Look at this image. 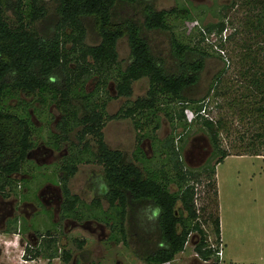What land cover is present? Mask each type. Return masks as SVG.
Returning a JSON list of instances; mask_svg holds the SVG:
<instances>
[{
  "label": "trees",
  "instance_id": "1",
  "mask_svg": "<svg viewBox=\"0 0 264 264\" xmlns=\"http://www.w3.org/2000/svg\"><path fill=\"white\" fill-rule=\"evenodd\" d=\"M49 1L54 4L55 21L44 31L41 25L50 20ZM181 1L177 0L170 11H157L150 0H0V197L18 196L16 188L25 180L15 177L30 168L35 170L36 165L28 166L29 155L37 148L36 137L43 129L37 127L34 117L38 114L42 124H52L55 109L60 114L56 130H49L43 141L56 152H68L58 166L63 220L104 223L112 233L109 241L129 247L145 264L175 261L193 233L200 239L195 251L202 261L218 257L217 250L208 247V236L202 229L196 186L204 176L213 179L216 166L231 156L223 149L221 136L230 137L233 132L225 118L213 120L201 114L206 113L205 104L212 92L215 97L227 94L219 90L221 74L213 80L207 96H188L200 83L210 54L204 47V33L200 32L196 43H187L176 34L173 22L194 19ZM242 5L249 12L244 29L248 41L243 46L250 53V63L243 74L248 82L246 93L230 102L232 108L239 109L236 115L243 128L236 134L242 144L232 148L237 156L260 157L264 156V0H242ZM128 7L141 9V13L127 14ZM88 28L97 33L99 44H86ZM225 29L221 21L207 25L204 31L220 36ZM152 32L170 34L172 67L162 52L154 53L149 40ZM125 38L130 58L123 69L118 44ZM234 38L235 34L229 40ZM260 38L263 44H259ZM96 78V90L90 93L87 85ZM142 79L149 82L145 97L130 102L133 84ZM110 80L116 84V96L108 90ZM120 98L127 100L126 107L109 116V102ZM36 104L39 108L31 110ZM187 110L196 115L191 124L185 117ZM161 114L174 129L199 125L208 134L212 154L205 166L187 167L183 147H176L175 137L159 141ZM118 119H131L138 131L131 162L104 140L106 123ZM145 141H150L153 157L146 153ZM212 160L216 165L211 166ZM84 164L103 167L101 194L109 205L107 211L98 198L87 206L71 194L69 183ZM214 196L218 199L217 190ZM14 222L16 226L18 220ZM213 226L219 242V216ZM16 231L8 228L6 233ZM38 238L39 244L27 247L24 258L49 262L61 258L70 263V252L59 256L58 238L52 231ZM74 243L82 248L85 242Z\"/></svg>",
  "mask_w": 264,
  "mask_h": 264
},
{
  "label": "rangeland",
  "instance_id": "2",
  "mask_svg": "<svg viewBox=\"0 0 264 264\" xmlns=\"http://www.w3.org/2000/svg\"><path fill=\"white\" fill-rule=\"evenodd\" d=\"M153 1L157 11H170L177 6V0ZM182 1L191 10L192 17H194L193 20L185 22L181 20L173 22V26L176 27V34L185 42L196 43L200 32L203 33L209 24H216L221 21L226 24L225 31H227L228 40L223 43L225 54H219L205 42L204 47L210 57L205 61V69L202 72L200 83L188 96L194 99L204 98L209 94L213 80L221 74L222 84L219 85V90L225 91L227 94L215 97L214 92H212L206 101L205 109L208 118L213 120L225 118L231 124L233 134L230 137L225 134L221 136L222 147L231 156L216 166V175L213 179L208 180L204 176L201 183L196 186L198 189L196 207L202 229L208 236V247L217 250L218 257H213L208 262L202 261L195 251V246L200 239L197 233H193L185 251L179 254L175 261L168 264H264V156H237L238 153L232 148L234 145L242 144L236 135L243 131L242 124L236 115L239 109L237 107L232 108L230 102L234 99L238 100L242 94L246 93L248 87V82L245 81L243 74L249 66L248 55L250 53L243 44L244 41H248L244 29L249 12L243 7L242 0ZM46 4L50 13V20L41 25V29L44 31L49 30V26L55 21L53 17L54 4L51 1L46 2ZM126 10L127 14L133 15L138 11L141 13V9L138 8L128 7ZM138 17L141 18L142 15ZM141 21L143 22L142 18ZM234 34L235 38L229 40V37L231 35L234 37ZM209 36L213 42L219 40L217 32ZM149 37L154 53L162 52L165 61L169 63V67H172L170 34L152 32L149 33ZM258 42L263 44L262 38ZM99 43L100 39L97 33L88 28L86 44L94 46ZM253 49L255 50L256 47ZM118 52L121 67L124 69L130 58V47L126 38L120 40ZM97 80L96 78L89 81L88 92L91 93L96 90ZM148 88V79L135 82L133 95L129 101L134 102L145 97ZM108 90L113 96L117 95L116 84L113 80H110ZM22 99L24 98L22 97ZM126 101L125 98L111 100L107 106V114L109 116L118 114L121 108L126 107ZM12 104L17 106L18 102L14 101ZM177 107L179 109V106ZM34 108H39V105L36 104L31 110ZM52 111L56 115V120L59 119V112L55 109ZM189 112L193 111H185L186 120ZM37 115L34 117V122L43 131L39 134V138L36 137L38 149H35V153H31L29 159L31 164L28 165L34 164L36 168L32 172L29 171L31 168L29 169L27 166L29 170L26 173L15 177L19 181L25 180L16 188L18 196H11L7 200L0 197V264H22L19 259L20 246L17 238L23 239V254H25L26 248L31 246L32 242L38 245L40 242L38 236L44 235L47 231H52L58 238L59 256H62L64 251L71 253L73 258L70 263H65L61 258L49 262L43 258L30 261L23 257V264L24 262L29 264H145L137 258L129 247L110 242L112 233L104 223L94 219L79 222L74 219L63 220L61 218L63 196L59 185L58 166L63 155L68 154V152L66 149H63L62 152H56L45 145L43 140L48 137L49 130H56L57 121L45 125V122L42 124V119H38ZM160 118L161 128L157 132L159 141L164 142L171 136L175 137L176 147H183L182 157L187 167L200 169L205 166L212 154L208 134L201 130L199 125L187 130L183 127L174 129L163 114L160 115ZM103 133L107 146L111 150L123 152L127 160L131 162L136 149L138 134L134 122L131 119L108 121ZM72 139L75 141L74 134ZM143 147L148 156L153 157L154 152L150 141H145ZM210 164L211 166L216 165V160H212ZM103 177L101 165H80L78 173L69 183L71 194L78 196L87 206L98 198L102 203L103 210L107 211L109 205L101 194ZM48 187L59 194V201L50 200V205L46 207L40 203L39 197L41 191ZM215 190L218 192V199L214 196ZM4 202L9 204L6 212L1 211V204ZM29 203L32 205L30 206ZM218 216L221 222V239L219 242H217L213 231V221ZM14 219H18L21 224L18 222L16 226L13 225L15 224ZM8 228L17 231L16 233H6ZM74 240L85 243L82 248H79Z\"/></svg>",
  "mask_w": 264,
  "mask_h": 264
},
{
  "label": "built area",
  "instance_id": "3",
  "mask_svg": "<svg viewBox=\"0 0 264 264\" xmlns=\"http://www.w3.org/2000/svg\"><path fill=\"white\" fill-rule=\"evenodd\" d=\"M203 33L205 35V42L207 44H209L213 49H215L219 54L224 55L225 53H224V50H223V43H225L228 40L227 31H224L222 33V35L218 36L219 40L217 42H213L211 36L206 34V32L204 30H203ZM189 113H190L189 116H187L188 114L186 116H187L188 122L191 124L195 120L196 115L193 112H189ZM201 114L205 115L206 113H205V111H203ZM188 117H189V119H188Z\"/></svg>",
  "mask_w": 264,
  "mask_h": 264
},
{
  "label": "flooded vegetation",
  "instance_id": "4",
  "mask_svg": "<svg viewBox=\"0 0 264 264\" xmlns=\"http://www.w3.org/2000/svg\"><path fill=\"white\" fill-rule=\"evenodd\" d=\"M38 149V148H37ZM33 153L36 152V150H33L32 151ZM38 152V151H37ZM38 164V163H37ZM39 165V164H38ZM46 195H49V197H46ZM39 200H40V203L43 204V206L45 205L46 207H48L51 203L50 200H54V202H58L59 201V194H56L52 188L48 187V188H45L43 191H41V194H40V197H39ZM50 202H49V201ZM5 201V200H4ZM6 203V202H4ZM1 204L2 205V210L3 212H6L7 211V206L9 205L8 203L6 204ZM12 211V210H11ZM14 220H18V219H14ZM13 220V221H14ZM19 222V221H18Z\"/></svg>",
  "mask_w": 264,
  "mask_h": 264
},
{
  "label": "crops",
  "instance_id": "5",
  "mask_svg": "<svg viewBox=\"0 0 264 264\" xmlns=\"http://www.w3.org/2000/svg\"><path fill=\"white\" fill-rule=\"evenodd\" d=\"M150 1H152V2H154L153 0H150ZM27 204V203H26ZM29 205L31 206L32 205V203H29ZM35 214V213H34ZM33 214V215H34ZM31 218V217H30ZM20 224H21V222H19ZM17 238V237H16ZM18 239V241H19V246H20V255H19V259H20V261H22V264H23V260H22V258H23V253H24V246H23V239L21 238V237H18L17 238ZM32 245H35V244H37V243H35V242H32L31 243ZM24 264H29V263H25L24 262Z\"/></svg>",
  "mask_w": 264,
  "mask_h": 264
},
{
  "label": "water",
  "instance_id": "6",
  "mask_svg": "<svg viewBox=\"0 0 264 264\" xmlns=\"http://www.w3.org/2000/svg\"><path fill=\"white\" fill-rule=\"evenodd\" d=\"M29 159H30V155H29Z\"/></svg>",
  "mask_w": 264,
  "mask_h": 264
}]
</instances>
